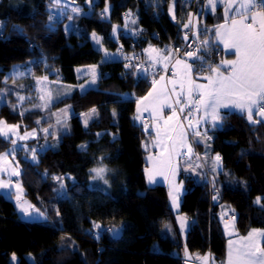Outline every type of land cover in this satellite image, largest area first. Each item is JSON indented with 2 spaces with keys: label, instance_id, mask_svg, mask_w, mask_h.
I'll list each match as a JSON object with an SVG mask.
<instances>
[{
  "label": "trees",
  "instance_id": "trees-1",
  "mask_svg": "<svg viewBox=\"0 0 264 264\" xmlns=\"http://www.w3.org/2000/svg\"><path fill=\"white\" fill-rule=\"evenodd\" d=\"M77 1L83 5L86 0ZM205 1L93 0L91 13L77 20L79 33H67L64 21L52 17L53 0H0V87L18 65L31 68L32 77L50 71L51 78L70 86L82 82L78 68L95 65L101 72L96 87H74L63 99L61 104L73 111L70 133L58 127V146H53L57 135L49 134L51 144L38 153V161L25 162L21 169L26 199L55 215L54 222L22 220L14 202L0 193V264H11L12 254L18 264H182L185 250L210 252L216 264L226 259L227 210H233L239 233L264 230V122L225 113L211 142L213 154L221 157L219 169L205 182L187 181L181 213L191 226L184 237L166 187L147 183L142 142L150 134L134 120L136 102L150 90L153 75L123 60L105 62L100 50L81 42L96 32L107 50L123 48L143 56L147 44L177 42L193 6L198 10ZM173 2L175 19L170 16ZM129 15L145 39L125 30ZM215 21L216 15L206 18L207 25ZM200 37L212 46L208 31ZM93 108L96 113L83 124L82 116ZM31 116L0 107V119L8 122ZM6 147L0 137V152ZM97 168L107 169L103 179L94 178ZM54 177L62 180L66 195L57 194ZM120 226L122 235L114 239L109 229Z\"/></svg>",
  "mask_w": 264,
  "mask_h": 264
},
{
  "label": "rangeland",
  "instance_id": "rangeland-1",
  "mask_svg": "<svg viewBox=\"0 0 264 264\" xmlns=\"http://www.w3.org/2000/svg\"><path fill=\"white\" fill-rule=\"evenodd\" d=\"M172 4L175 7L174 2ZM92 7L93 0H86L83 5L78 3L77 0H59V3H57V0H53V5L50 9L59 13L55 19L64 21L63 27L67 33H79L80 29L77 25V20L82 15H89L92 11ZM77 8L79 11H74V9ZM109 8L110 6H107V11H109ZM170 8L173 9V6ZM134 25L135 19L130 15L127 16L124 28L125 30L130 31L134 37H137L133 31L139 28L133 27ZM118 30L119 26H115L113 31L115 37L118 34ZM81 42L86 45H92L100 50L103 53V61L105 62L116 60H123L125 62V60L135 61L136 59H141L146 61L149 65L153 64L149 60L144 59L143 56L136 51L128 53L125 52L123 48H119L117 51L107 50L101 41V36L96 32L89 33V37ZM52 72H55V70L51 71V73ZM77 72L79 77L82 79V82L76 86H70L60 82L56 78H51V76H49L50 71L47 72L46 70L45 72L42 70L40 76L32 77L33 72L31 68L18 65L5 74L3 85L0 87V107L6 104L12 111L19 110L24 117L32 115L31 120H21L17 122H8L3 118L0 119V121L6 122L7 125L18 126L14 133H9L8 137L0 135V137L7 142L6 149L3 152H0V183L9 185V187L4 188L3 195L14 202L20 218L27 222L45 223L50 221L54 222L56 219L55 215L52 213L49 214L47 211L35 207L26 199L25 189L21 183L20 175L24 163H36L39 158L38 153L44 151L51 144L49 142V140H51V138L48 137L49 134H52V137L53 135H57L53 138V146L57 147L62 136V134H56L58 127L60 132L67 130L66 133H70L72 128L70 122L68 123V121L72 116L73 111L69 104H61L64 101L63 99L67 95H70L74 87H77L82 91H86L91 87H96L101 77V72L98 66L95 65L78 68ZM45 77H47V79H44ZM94 78L95 83H92ZM19 97H24V99L20 100ZM41 97H43V99H41ZM90 116H92V112L82 116L81 121L83 124H86L87 118ZM188 120L189 118L184 117V119H180L179 123L183 125L184 131L187 133L186 143L191 146L192 151L189 152L186 147L185 149L180 150L179 155L175 156L176 172L174 178L172 177L170 171L167 172L169 179H165L164 176L158 174L161 170L160 166L158 163L154 165L153 160L160 157L162 152H160L159 155H155V150L157 149L156 142L151 141L149 137L144 138L142 142L143 148L146 151L147 165L145 167V175L147 183L149 186L163 185L166 187L170 203L176 213L179 226L181 225L180 217L186 218L184 221L185 227L181 228L180 226L184 237H186L190 228L189 218L181 213V202L184 193L187 191V181L188 179L193 178L195 182L202 183L208 179L205 162L208 161L206 156L208 150L206 146L209 142L206 141L204 143L206 146L201 151L194 148L193 142H196L197 138L195 139L193 133L189 131L190 127L188 126ZM172 125L175 126L176 122ZM145 127L148 128V126ZM44 129H47L48 132L46 133ZM188 132L190 135H188ZM178 136L179 128L177 127L175 133L172 134L173 140H168L165 144L169 142L173 146V142L176 141V147V144L179 143L177 139ZM21 137H24V139H21ZM159 139H163L162 134ZM13 140L16 142L15 144L11 142ZM32 150H35V160L33 159ZM149 157H152L153 160H150ZM150 171L152 174L151 181L149 180ZM15 173L19 174L17 175ZM55 178L56 177H54V181L58 190L57 194L61 196L66 195L67 192L64 183L61 179L58 180ZM169 180H172L171 188ZM61 184H63V188H61ZM176 189H178V192ZM170 192H175L177 195L178 207L173 204ZM17 196L20 197L19 200H17ZM22 204L25 207H28V205L32 206L29 208L31 215L21 210ZM230 211L233 213L232 209ZM231 223H233V220H231ZM155 248H157V245H155ZM13 257H15V259ZM27 260L34 263L31 255H27ZM10 262L11 264H18V256L16 254H12Z\"/></svg>",
  "mask_w": 264,
  "mask_h": 264
},
{
  "label": "snow or ice",
  "instance_id": "snow-or-ice-1",
  "mask_svg": "<svg viewBox=\"0 0 264 264\" xmlns=\"http://www.w3.org/2000/svg\"><path fill=\"white\" fill-rule=\"evenodd\" d=\"M59 3V0H57ZM209 5L214 9L216 4L214 0H209ZM235 8L236 16H239L240 19L235 17L231 20V25L229 26L226 20L225 24L217 26V31L215 36L217 40L221 41L225 48L234 49L236 59L234 60H224L221 61L222 66H226L228 75H224L220 71V67L209 66V71L213 73L211 76L204 77L207 80V84H197L192 79L193 68L191 64L184 63V70L180 83L181 92L177 93V97L184 93V90L187 89L188 103L191 105L194 103V108L189 112V116H192L194 112H199L203 109V117L201 120H196L195 123L193 120H188L189 127H198L201 121L212 122V127H218V121H222L223 117L220 115V109H239L242 113H247V118L253 123H261L264 121L253 120V113L255 110L256 115L264 118V0H242L238 6L234 3V0H226L225 4V17H228L230 9ZM74 11H79V9H74ZM107 12V9H105ZM51 19V17H50ZM191 23V20L189 21ZM3 26L0 25V28ZM187 27V25H185ZM2 34V33H0ZM187 38V37H185ZM206 44L207 41H204ZM153 51H155L153 49ZM198 51V50H197ZM188 57H193V52H187ZM167 59V57H164ZM183 63L182 61H177V64ZM166 67V66H165ZM94 72V69H93ZM44 79H47L45 77ZM163 80V77H161ZM178 81H171L173 88L172 91L175 92L176 84ZM92 83H95V78ZM155 85L156 82L153 81ZM155 92V87L153 89ZM197 93L198 99L193 101L192 93ZM161 96L156 97L157 103L153 106V111H160L164 106V102L169 98L165 88H161ZM150 97H153V92H149L147 96L143 97L140 103L144 100H148ZM20 100H23L24 97H19ZM43 99V97H41ZM179 103V99L176 101ZM170 106V105H169ZM144 111H148V106H145ZM92 113H96V109L93 108ZM140 109L138 108V112ZM181 112L184 111V108L180 109ZM230 114V113H228ZM176 116V110L173 108L172 116H169L166 121H164L165 130L163 132V139L157 141V145L161 147L162 155L157 159L153 160L152 157H149L150 160H153L154 165L157 163L160 166L159 175L169 179L167 172L170 171L172 177L174 178L176 172V162L175 156L179 155V152L175 149V143L170 148L165 144L168 140H173L172 132L176 131V128H179L178 141L181 147H187L188 151L191 152V146L187 145L186 138L187 133L184 131L183 125L177 120L175 126H170L169 122L174 119ZM140 117H137L139 119ZM18 128L17 125H7L6 122L0 121V135L8 137L9 133H14ZM47 133L48 130L44 129ZM207 129H205L206 133ZM196 136H200V131H194L193 133ZM32 135V134H29ZM157 136L161 137V130L159 126L157 127ZM24 139V137H21ZM210 139V137H209ZM13 144L16 142L11 141ZM33 159L35 160L36 154L35 150H32ZM7 155V154H5ZM215 160L219 162L221 157L217 155ZM95 172L94 178L103 179L105 173L107 172L106 168H97L93 169ZM19 174V173H15ZM55 179H60L56 177ZM149 180H152L151 171L149 172ZM107 183V180L104 181ZM170 188L172 187V180H169ZM9 187V185L0 183V188ZM61 184V188H63ZM178 192V189H176ZM172 196V202L175 206L178 205V197L175 192H170ZM20 197L17 196V200ZM215 199V197H214ZM259 203V199L257 200ZM31 205L25 207L21 205V210L29 215V208ZM42 215V214H41ZM185 217H180L181 228L185 227L184 221ZM235 218L233 217V224H225V228L235 227L234 224ZM99 228V225H95ZM109 231H115L109 229ZM97 234V238H98ZM231 235V233H229ZM15 259V257H13ZM209 257H204L206 261ZM226 264H264V230L252 229L249 231L248 235L240 238V243L234 246V242L229 240L228 242V254Z\"/></svg>",
  "mask_w": 264,
  "mask_h": 264
},
{
  "label": "crops",
  "instance_id": "crops-1",
  "mask_svg": "<svg viewBox=\"0 0 264 264\" xmlns=\"http://www.w3.org/2000/svg\"><path fill=\"white\" fill-rule=\"evenodd\" d=\"M214 2L216 4V7L213 9L211 5H209V0H206L204 5L200 9H198L195 14L193 15L190 14L186 22V23H189V21L191 20V23L189 24H193L197 29H199L200 33L208 31L209 35L213 36L212 42H210L212 43L211 47H210L208 39L207 40L203 39L204 41H207V43L206 44L204 43V46L201 48L197 56L193 58H189V59H184V58L175 59L174 54L169 45L160 47L155 44H147L143 48V58L144 59L149 60L153 64H156L163 68H166L169 65H171V72L169 73V75L156 74L153 76L151 80L152 85H151L150 90L148 91V93L153 92V97H150L148 100H144L142 103H140V101L143 98L142 97L139 100H137L136 105H135L134 120L137 124L142 126L144 131H147V133L150 134L147 137H149L151 141L156 142L157 149L155 150V153H156L155 155H159L160 152H162L161 147L159 148V146L157 145V141L159 139V137L157 136V127L159 126L161 130V134L163 135V132L165 130L164 121H166L169 116H172L173 108L176 110V116L174 117L172 121L169 122L170 126H173L172 124L177 122V120L180 121V119H184V117L193 120V122L195 123L196 120H201V117H203V114H204L203 109H201L199 112H194L192 116H189V112L192 111L194 108V103L191 105L188 103L187 89L184 90L183 94L177 97V93L181 92L179 81L181 80L182 75H183L184 63H188L192 65V68H193L192 79L195 81V83L207 84V80H205L204 77L213 75V73L208 70L209 66L220 67V71L224 75H228L229 72L227 71L226 66L221 65V61L236 59L235 50L225 48L224 44L221 41L217 40L215 36V32L217 31V26L221 24H225L226 20H227L228 25L230 26L231 20L233 17L237 19H240V17L236 16L235 8H233L229 10L228 17L226 18L224 15L226 0H214ZM240 2H242V0H234V3L236 4V6H238ZM172 6H173V9L170 8V16L172 19H175L176 18L175 7L173 4ZM208 15H216V21L213 24H209V25L206 24V18ZM153 49L155 51H153ZM212 49L220 50L222 55L219 57L214 56ZM164 57H167V59H164ZM178 60L182 61L183 63L177 64ZM161 77H163V80H161ZM173 80L178 81L175 86L176 88L175 92L172 91L173 85L171 81ZM153 81L156 82L155 85L153 84ZM154 87H155V92L153 91ZM162 87H164L165 91H167L169 98L164 102V106L162 107V110L154 112L153 106L157 103L156 97L160 95L161 99H163L161 95ZM148 93L145 96H147ZM177 99H179L180 101L179 103L176 102ZM192 99L193 101L198 99L197 93L195 91L192 93ZM145 106H148V111L143 110ZM138 108L140 109L139 112H138ZM181 108H184L183 112L180 111ZM219 111H220V115L223 117V120L217 122L219 125L218 127L213 128L211 121H207V122L201 121L198 127L189 128V131H191L192 133H194V131H197V130L200 131L201 133L200 136H196L193 134L195 139L197 138V141L193 142L195 149H198L201 151L206 146L204 143L206 141L209 142V144L207 143V146H206L208 150L206 153L208 161L205 162L206 173H207L208 178H211L210 176L211 174L209 173H212V176H213V173L216 172V170L219 169V166H220V163L215 160V157L217 155L213 154L211 150V142L213 140L214 131L222 127L223 125L225 113L235 112L238 114H243L247 117V113L246 112L242 113L239 109L221 108ZM137 117H140V118L137 119ZM253 120L264 121V118L256 115L255 110H254ZM145 126H148V128H146ZM205 129H207L206 133H205ZM174 133L175 132H172V134ZM188 135H190L189 132H188ZM166 145L169 146L170 148L172 147V145L169 142H167ZM185 148L186 147H181L180 143H177L175 147V149L178 152H180V150H183ZM4 188H1L0 193L2 194L4 193ZM227 211L231 213L230 210H227ZM231 220H233V218L225 220V224L232 225L233 223H231ZM189 225L191 226L190 219H189ZM257 230H261V229H257ZM225 232L227 234L226 259L223 262H220V263L218 262L216 264H226L229 240H232L234 242V246H236L240 243V238L247 236L249 233V231L245 234L239 233L236 227L234 228L229 227L227 229L225 228ZM229 233H231V235H229ZM204 257H209V258L205 261L203 259ZM183 258L188 261L187 264H215L213 262V258L210 252H207L206 254H200V253L189 252L188 250H185Z\"/></svg>",
  "mask_w": 264,
  "mask_h": 264
},
{
  "label": "built area",
  "instance_id": "built-area-1",
  "mask_svg": "<svg viewBox=\"0 0 264 264\" xmlns=\"http://www.w3.org/2000/svg\"><path fill=\"white\" fill-rule=\"evenodd\" d=\"M194 3H196V0H194ZM195 6L196 4L193 6L191 10V13H190L191 15L197 12V8ZM56 16H57V13L53 12L52 17L55 18ZM185 25H187V27H185ZM180 29L182 31L180 39L177 42H172L169 44L174 54V58L175 59H178V58L189 59V58H193L197 56L201 48L204 46V40L203 38L200 37L199 29H197L193 24H189V23H185ZM133 32L137 37H141L142 39H145V36H143L140 29H137V30L135 29ZM212 51H213V55L216 57H219L222 55L221 51L218 49H212ZM187 52H193L194 56L188 57L186 55ZM125 62L127 65H131V66L133 65L137 69L144 70L146 72H149L152 75H156V74L169 75V73L171 72V65H169L166 68H163L156 64L149 65L146 61L141 60V59H136L135 61L125 60ZM233 217H234L233 214L227 213L225 216V219L228 220ZM187 262L188 261L186 259L181 260L182 264H187Z\"/></svg>",
  "mask_w": 264,
  "mask_h": 264
},
{
  "label": "water",
  "instance_id": "water-1",
  "mask_svg": "<svg viewBox=\"0 0 264 264\" xmlns=\"http://www.w3.org/2000/svg\"><path fill=\"white\" fill-rule=\"evenodd\" d=\"M144 133H147V131H144ZM91 223L95 224V221H92ZM113 230H115V231H111V236L114 239H119L121 237V235H122L123 226L114 228Z\"/></svg>",
  "mask_w": 264,
  "mask_h": 264
}]
</instances>
